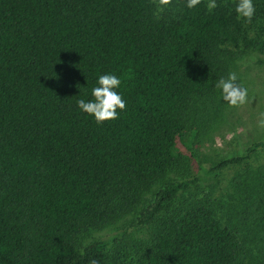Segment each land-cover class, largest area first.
<instances>
[{"label":"trees","instance_id":"obj_1","mask_svg":"<svg viewBox=\"0 0 264 264\" xmlns=\"http://www.w3.org/2000/svg\"><path fill=\"white\" fill-rule=\"evenodd\" d=\"M208 2L0 0V264H264V140L214 164L233 170L217 196L177 150L218 80L264 54V0L251 23ZM104 74L126 108L97 123L77 101Z\"/></svg>","mask_w":264,"mask_h":264},{"label":"rangeland","instance_id":"obj_2","mask_svg":"<svg viewBox=\"0 0 264 264\" xmlns=\"http://www.w3.org/2000/svg\"><path fill=\"white\" fill-rule=\"evenodd\" d=\"M219 1L233 9L238 2ZM234 72L238 77L237 83H242L248 90L247 103L239 107H231L225 101L217 104L218 100L204 103L197 116L194 115L195 124L203 134L192 143L190 130L184 133L185 140L193 144L192 151L186 149L179 139L176 141L177 150L189 161L182 173L197 177L194 181L197 194L217 196L222 192L233 170L228 169L217 176V171L212 170L214 164L243 152L253 141L264 140V129L257 126L259 114L264 112V54L257 51L242 54ZM122 225L123 222L110 224L94 231L93 237L109 240L120 234ZM134 233L136 236L144 235L141 229L134 230Z\"/></svg>","mask_w":264,"mask_h":264},{"label":"clouds","instance_id":"obj_3","mask_svg":"<svg viewBox=\"0 0 264 264\" xmlns=\"http://www.w3.org/2000/svg\"><path fill=\"white\" fill-rule=\"evenodd\" d=\"M156 12L154 15L159 18L165 8L171 5L172 0H154ZM201 3V0H187L186 6L189 9L195 8ZM216 0H209L207 9L211 12L217 7ZM235 11L240 18H244L248 23L255 14L253 0H238ZM238 77L235 72L228 75L227 78H220L216 83V88L221 90L223 101L231 107H239L248 101V90L242 83H237ZM96 87L92 89L91 95L94 98L91 101L79 99L77 105L84 113L95 118L97 123H103L118 118V110L126 108V102L116 91L121 85V80L114 74L100 75ZM257 126L264 129V112L259 114ZM89 264H99L96 259L89 261Z\"/></svg>","mask_w":264,"mask_h":264}]
</instances>
